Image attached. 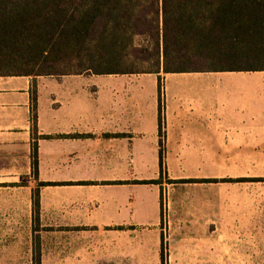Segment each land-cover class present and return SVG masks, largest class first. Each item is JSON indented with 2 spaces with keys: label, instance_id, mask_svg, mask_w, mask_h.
<instances>
[{
  "label": "crops",
  "instance_id": "1",
  "mask_svg": "<svg viewBox=\"0 0 264 264\" xmlns=\"http://www.w3.org/2000/svg\"><path fill=\"white\" fill-rule=\"evenodd\" d=\"M235 73L0 76V264H264V71Z\"/></svg>",
  "mask_w": 264,
  "mask_h": 264
},
{
  "label": "trees",
  "instance_id": "2",
  "mask_svg": "<svg viewBox=\"0 0 264 264\" xmlns=\"http://www.w3.org/2000/svg\"><path fill=\"white\" fill-rule=\"evenodd\" d=\"M211 71H264V0H0V76Z\"/></svg>",
  "mask_w": 264,
  "mask_h": 264
},
{
  "label": "rangeland",
  "instance_id": "3",
  "mask_svg": "<svg viewBox=\"0 0 264 264\" xmlns=\"http://www.w3.org/2000/svg\"><path fill=\"white\" fill-rule=\"evenodd\" d=\"M236 74L237 73H235L234 75H236ZM237 75L238 76L243 75V76H247V77L248 76H251V77H255L256 76V74L254 72H252V73L241 72V73H239ZM44 77H47L48 79L50 78V76H44ZM108 77H109L108 75H90V76H86L84 78V80L88 81L89 86L96 87L98 89V93L97 94L99 95V88H100L99 81L108 79ZM132 77H134V75H123L122 77H119V78L136 79V78H132ZM140 78L145 79V80H149V81L153 80V76H151V75H142V76H140ZM160 78H161V76H160ZM41 92L42 93H40V94L42 95L41 96L42 99H47L49 93L47 91H41ZM98 95H97V97H98ZM161 228L163 229V224H161ZM162 233H163V235H165L166 238L169 236L168 229H165V234H164V232H162Z\"/></svg>",
  "mask_w": 264,
  "mask_h": 264
},
{
  "label": "built area",
  "instance_id": "4",
  "mask_svg": "<svg viewBox=\"0 0 264 264\" xmlns=\"http://www.w3.org/2000/svg\"><path fill=\"white\" fill-rule=\"evenodd\" d=\"M164 203L166 204L165 208H167V206H168L167 200L165 202L164 195H163V191H161V210H162V217L164 215Z\"/></svg>",
  "mask_w": 264,
  "mask_h": 264
}]
</instances>
